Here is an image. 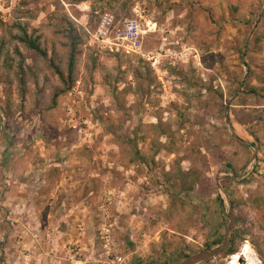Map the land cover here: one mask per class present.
I'll return each instance as SVG.
<instances>
[{"label": "rangeland", "instance_id": "obj_1", "mask_svg": "<svg viewBox=\"0 0 264 264\" xmlns=\"http://www.w3.org/2000/svg\"><path fill=\"white\" fill-rule=\"evenodd\" d=\"M104 12L139 53L94 42ZM261 215L264 0H0V264H180L228 216L199 264H264Z\"/></svg>", "mask_w": 264, "mask_h": 264}, {"label": "built area", "instance_id": "obj_2", "mask_svg": "<svg viewBox=\"0 0 264 264\" xmlns=\"http://www.w3.org/2000/svg\"><path fill=\"white\" fill-rule=\"evenodd\" d=\"M143 29L136 19H125L118 21L116 16L110 12H104L97 23V26L91 32V37L102 49L110 51H123L128 54L139 53L141 51V38ZM103 230H106L103 226ZM107 231V230H106ZM105 239L108 241V234L105 233ZM104 253L108 264H125L126 259L118 253H113L109 244ZM26 260H29L26 257Z\"/></svg>", "mask_w": 264, "mask_h": 264}, {"label": "trees", "instance_id": "obj_3", "mask_svg": "<svg viewBox=\"0 0 264 264\" xmlns=\"http://www.w3.org/2000/svg\"><path fill=\"white\" fill-rule=\"evenodd\" d=\"M72 36V35H71ZM24 42L28 44L30 48L35 49L38 53H40L43 57L47 56L46 51L40 48V46L36 43V41L29 38L26 34L24 35ZM77 39L75 36L71 37V52L69 56V64H68V71H67V77L65 76L64 72L61 70V68L56 65L54 60L49 61V65L55 70L56 74L61 78L64 87L63 89H59L56 94L54 95V100L56 101V98L59 96V94L69 90L72 87L73 82V74L75 71V62H76V53H77ZM21 81H23V77L21 78ZM252 92H257L256 89H251ZM220 198V197H219ZM222 201V200H221ZM260 220L264 222V217L261 215ZM243 239V234L241 235L239 231H234L230 240V245L225 252L226 254H233L236 253L238 250V242ZM210 249V248H206Z\"/></svg>", "mask_w": 264, "mask_h": 264}, {"label": "water", "instance_id": "obj_4", "mask_svg": "<svg viewBox=\"0 0 264 264\" xmlns=\"http://www.w3.org/2000/svg\"><path fill=\"white\" fill-rule=\"evenodd\" d=\"M228 178H231V177H228ZM229 205H231L230 202H229ZM227 223H228V226H227L226 238H225L223 245L220 248L201 251L199 253H196L192 256L187 257L180 264H199L200 262H202L206 259H209V258L214 257L216 255H221L224 252H226V250L229 247V243H230V225H229L230 218H229V216L227 218ZM239 262L242 264H247L246 258H243V257L239 258Z\"/></svg>", "mask_w": 264, "mask_h": 264}]
</instances>
